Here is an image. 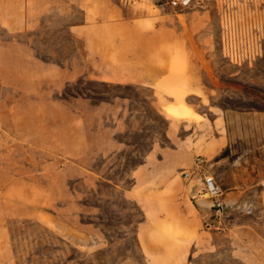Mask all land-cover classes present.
Wrapping results in <instances>:
<instances>
[{"label":"rangeland","instance_id":"obj_1","mask_svg":"<svg viewBox=\"0 0 264 264\" xmlns=\"http://www.w3.org/2000/svg\"><path fill=\"white\" fill-rule=\"evenodd\" d=\"M50 1L0 0V264H246L234 246L264 264V0L185 11L111 0L148 29L171 30L169 71L154 86L88 74L66 29L80 13ZM225 23L255 34L249 58L223 56ZM189 108L202 118L184 121ZM161 148L176 150L178 168L136 186L133 172ZM196 157L227 209L223 230H205L206 217L205 249L182 259L198 229L186 231L182 202L192 208L200 183L181 172Z\"/></svg>","mask_w":264,"mask_h":264},{"label":"crops","instance_id":"obj_2","mask_svg":"<svg viewBox=\"0 0 264 264\" xmlns=\"http://www.w3.org/2000/svg\"><path fill=\"white\" fill-rule=\"evenodd\" d=\"M150 2L157 10L160 8L154 4L155 0ZM54 5V1H50L52 8ZM56 5L77 11L81 15L78 22H69L66 29L81 46L79 50L88 74L93 72L96 78L103 81L154 86L158 76L161 73L165 76L169 71L171 30L165 24L158 25L153 20L152 29H148L143 26V20L131 18L129 9L124 11L111 0H58ZM198 90L199 88H192L189 93L201 98L197 93ZM170 106L174 105L165 106L164 109ZM189 111L194 120L184 121H196L201 117L199 114H194L190 108ZM167 136L173 143L175 132L170 127ZM175 152L176 150L166 148L150 151L144 163L133 172L136 186L156 176L159 170L162 178L173 173L178 168V164L174 161ZM158 155L159 159H157ZM187 193V196L191 195L188 190ZM189 202L192 208L186 201L182 202L185 208L183 222L188 234L198 229L194 238L178 252L179 255H184L182 259L197 246L205 249L207 245L206 238L199 232V225L210 215L209 204L200 198ZM145 209L149 212L150 205H146ZM148 243V254L151 256L155 248L150 242ZM233 254L238 255L246 264H256L249 251L234 246ZM153 261L156 260L148 259L149 264H154Z\"/></svg>","mask_w":264,"mask_h":264},{"label":"built area","instance_id":"obj_3","mask_svg":"<svg viewBox=\"0 0 264 264\" xmlns=\"http://www.w3.org/2000/svg\"><path fill=\"white\" fill-rule=\"evenodd\" d=\"M122 6H131L141 0H117ZM206 0H166L165 5L173 11H185L192 8H200ZM222 29V52L223 56L230 62H240L247 59L251 55L253 48L252 40L255 34L252 32L248 34H235L231 35L226 30L228 24ZM229 28V27H228ZM203 160L196 157L190 168L181 172L183 181L189 182L194 178H198L200 188L197 193L193 195V199L204 198L209 202L210 215L208 219L204 220L203 228L207 231H220L223 230V217L227 209L223 191L216 183L213 176L207 174L203 167Z\"/></svg>","mask_w":264,"mask_h":264},{"label":"bare ground","instance_id":"obj_4","mask_svg":"<svg viewBox=\"0 0 264 264\" xmlns=\"http://www.w3.org/2000/svg\"><path fill=\"white\" fill-rule=\"evenodd\" d=\"M164 112L167 116L179 119V117L182 115L181 109L179 107H168L164 109Z\"/></svg>","mask_w":264,"mask_h":264},{"label":"trees","instance_id":"obj_5","mask_svg":"<svg viewBox=\"0 0 264 264\" xmlns=\"http://www.w3.org/2000/svg\"><path fill=\"white\" fill-rule=\"evenodd\" d=\"M77 95H80L79 93H76ZM90 98H92V97H90ZM96 99H98L99 101H103L104 99H102V98H96Z\"/></svg>","mask_w":264,"mask_h":264}]
</instances>
